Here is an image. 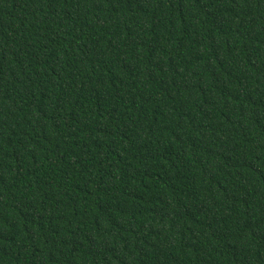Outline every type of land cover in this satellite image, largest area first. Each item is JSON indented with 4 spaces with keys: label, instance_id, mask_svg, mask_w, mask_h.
<instances>
[{
    "label": "trees",
    "instance_id": "16d2710c",
    "mask_svg": "<svg viewBox=\"0 0 264 264\" xmlns=\"http://www.w3.org/2000/svg\"><path fill=\"white\" fill-rule=\"evenodd\" d=\"M0 264H264V0H0Z\"/></svg>",
    "mask_w": 264,
    "mask_h": 264
}]
</instances>
